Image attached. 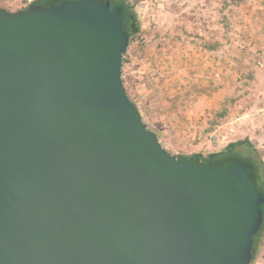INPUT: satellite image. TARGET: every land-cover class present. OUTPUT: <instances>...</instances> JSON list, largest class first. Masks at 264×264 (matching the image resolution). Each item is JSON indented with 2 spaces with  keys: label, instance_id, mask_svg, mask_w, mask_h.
<instances>
[{
  "label": "water",
  "instance_id": "water-1",
  "mask_svg": "<svg viewBox=\"0 0 264 264\" xmlns=\"http://www.w3.org/2000/svg\"><path fill=\"white\" fill-rule=\"evenodd\" d=\"M129 44L110 1L0 9V264H251L264 197L161 145Z\"/></svg>",
  "mask_w": 264,
  "mask_h": 264
},
{
  "label": "rangeland",
  "instance_id": "rangeland-1",
  "mask_svg": "<svg viewBox=\"0 0 264 264\" xmlns=\"http://www.w3.org/2000/svg\"><path fill=\"white\" fill-rule=\"evenodd\" d=\"M36 1L57 3L0 0V9ZM127 1L140 31L122 80L147 128L177 158L248 141L255 154L238 150L264 173V0ZM251 264H264V227Z\"/></svg>",
  "mask_w": 264,
  "mask_h": 264
},
{
  "label": "trees",
  "instance_id": "trees-1",
  "mask_svg": "<svg viewBox=\"0 0 264 264\" xmlns=\"http://www.w3.org/2000/svg\"><path fill=\"white\" fill-rule=\"evenodd\" d=\"M56 1H57L56 4H51V5L47 4V5L55 6L61 3L63 0H56ZM97 1H101V2L110 1L112 9L118 7L122 9L123 30L126 32L127 36L129 37L130 42H132L133 38L140 31L139 22L137 19L138 17L133 9V6L130 5L127 0H97ZM43 2H48V0H44ZM33 5H43V4L42 1H36L33 3ZM126 60H127L126 55H124L123 65H125V63L127 62ZM238 148L239 149L244 148L248 150L249 151L248 154L250 155L255 154V149L253 148L251 143L246 141L244 143L241 142V143L231 144L227 147L225 151L221 153H214L207 157L201 154H195L190 157H178V159L181 161H186V162L191 161L195 164L208 166L212 169H216V168L227 169L230 164L236 163L248 171L251 177L250 179L251 184L264 197V173L261 170L260 161L257 160L256 158H253L250 155H246V156L243 155L241 151L238 150ZM261 209L263 210V215H264V205L261 206ZM263 227H264V221L260 231L257 233V235L254 236L253 258L255 257L256 254L257 242L263 230Z\"/></svg>",
  "mask_w": 264,
  "mask_h": 264
},
{
  "label": "flooded vegetation",
  "instance_id": "flooded-vegetation-1",
  "mask_svg": "<svg viewBox=\"0 0 264 264\" xmlns=\"http://www.w3.org/2000/svg\"><path fill=\"white\" fill-rule=\"evenodd\" d=\"M43 6V5H42ZM45 7H50V6H45Z\"/></svg>",
  "mask_w": 264,
  "mask_h": 264
}]
</instances>
